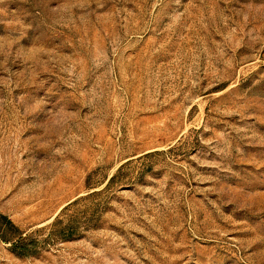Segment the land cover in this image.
Returning <instances> with one entry per match:
<instances>
[{"label":"rangeland","instance_id":"374dc122","mask_svg":"<svg viewBox=\"0 0 264 264\" xmlns=\"http://www.w3.org/2000/svg\"><path fill=\"white\" fill-rule=\"evenodd\" d=\"M0 264H264V0H0Z\"/></svg>","mask_w":264,"mask_h":264},{"label":"trees","instance_id":"16d2710c","mask_svg":"<svg viewBox=\"0 0 264 264\" xmlns=\"http://www.w3.org/2000/svg\"><path fill=\"white\" fill-rule=\"evenodd\" d=\"M72 204V203H71ZM57 221V220H56ZM55 223V222H54ZM70 226H65V227H63V228H61V229H59L58 231H57V233L59 234V235H61L62 237H67V236H71L70 234ZM23 241L22 240H19L18 242H15L14 244L15 245H21V243H22Z\"/></svg>","mask_w":264,"mask_h":264}]
</instances>
